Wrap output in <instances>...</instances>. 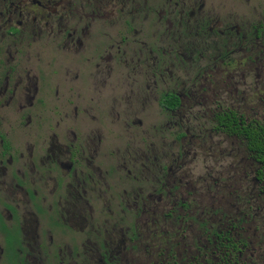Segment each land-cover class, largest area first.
Here are the masks:
<instances>
[{"label":"flooded vegetation","instance_id":"1","mask_svg":"<svg viewBox=\"0 0 264 264\" xmlns=\"http://www.w3.org/2000/svg\"><path fill=\"white\" fill-rule=\"evenodd\" d=\"M0 264H264V0H0Z\"/></svg>","mask_w":264,"mask_h":264}]
</instances>
